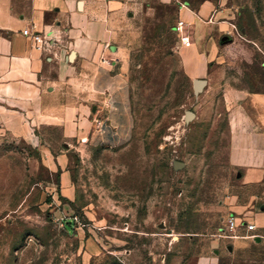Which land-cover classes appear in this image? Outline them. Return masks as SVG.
Segmentation results:
<instances>
[{
	"label": "rangeland",
	"instance_id": "1",
	"mask_svg": "<svg viewBox=\"0 0 264 264\" xmlns=\"http://www.w3.org/2000/svg\"><path fill=\"white\" fill-rule=\"evenodd\" d=\"M125 4L112 45L133 135L121 148L68 147L63 192L37 147L0 132V264H264V187L234 162L245 149L223 104L229 89L264 95V0L222 3L231 42L202 90L182 69L178 8ZM47 134L59 151L60 133ZM231 218L257 231L230 232Z\"/></svg>",
	"mask_w": 264,
	"mask_h": 264
},
{
	"label": "crops",
	"instance_id": "2",
	"mask_svg": "<svg viewBox=\"0 0 264 264\" xmlns=\"http://www.w3.org/2000/svg\"><path fill=\"white\" fill-rule=\"evenodd\" d=\"M125 1L0 0V132L37 147L48 169L62 171L63 192L72 180L68 147L121 148L133 135L129 87L112 45ZM158 1L176 6L178 21L188 24L191 45L183 44L180 55L184 73L207 77L230 29L221 21L225 0H189L195 9L186 0ZM248 103L259 111L261 131ZM223 104L233 147L245 149L234 162L252 186L264 187V95L229 89ZM51 130L60 133L59 151L48 143Z\"/></svg>",
	"mask_w": 264,
	"mask_h": 264
},
{
	"label": "built area",
	"instance_id": "3",
	"mask_svg": "<svg viewBox=\"0 0 264 264\" xmlns=\"http://www.w3.org/2000/svg\"><path fill=\"white\" fill-rule=\"evenodd\" d=\"M188 24L184 22L183 20H179L177 22V25L175 26V31L180 35L182 38L183 43L185 46H190L191 42L189 41V38L187 35H185V27ZM28 31H25V34H27ZM227 228L230 232H237L239 228H242L243 230H246L248 233L256 232L257 231V226L255 224H251L248 221L244 220H238L236 218H231L228 222ZM258 237V236H254ZM236 238V237H234Z\"/></svg>",
	"mask_w": 264,
	"mask_h": 264
},
{
	"label": "water",
	"instance_id": "4",
	"mask_svg": "<svg viewBox=\"0 0 264 264\" xmlns=\"http://www.w3.org/2000/svg\"><path fill=\"white\" fill-rule=\"evenodd\" d=\"M229 42H231V38L228 37V36H225V37H223L221 39V44H226V43H229ZM195 86H196L197 90H202L203 87L205 86V81H203V80H196L195 81ZM192 116H193V114L191 112H188L187 113V118L188 119L192 118ZM176 166L178 167L180 165L179 164H176ZM262 210H264V206L262 207ZM256 239H258V241L261 240L260 237H256Z\"/></svg>",
	"mask_w": 264,
	"mask_h": 264
},
{
	"label": "trees",
	"instance_id": "5",
	"mask_svg": "<svg viewBox=\"0 0 264 264\" xmlns=\"http://www.w3.org/2000/svg\"><path fill=\"white\" fill-rule=\"evenodd\" d=\"M187 2H189V7L191 8V9H195L196 7V5H194V4H192V3H194V1L193 2H190L189 0H186Z\"/></svg>",
	"mask_w": 264,
	"mask_h": 264
}]
</instances>
